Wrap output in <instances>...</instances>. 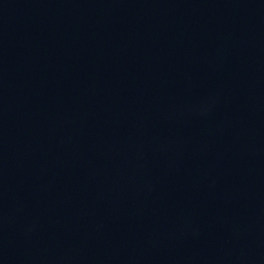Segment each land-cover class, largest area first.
<instances>
[{
	"label": "water",
	"instance_id": "95a60500",
	"mask_svg": "<svg viewBox=\"0 0 264 264\" xmlns=\"http://www.w3.org/2000/svg\"><path fill=\"white\" fill-rule=\"evenodd\" d=\"M0 264H264V0H0Z\"/></svg>",
	"mask_w": 264,
	"mask_h": 264
}]
</instances>
